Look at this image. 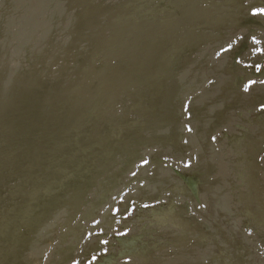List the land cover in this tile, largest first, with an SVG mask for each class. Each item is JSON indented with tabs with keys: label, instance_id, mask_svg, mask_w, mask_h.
Masks as SVG:
<instances>
[{
	"label": "water",
	"instance_id": "water-1",
	"mask_svg": "<svg viewBox=\"0 0 264 264\" xmlns=\"http://www.w3.org/2000/svg\"><path fill=\"white\" fill-rule=\"evenodd\" d=\"M261 9L0 0V264H264Z\"/></svg>",
	"mask_w": 264,
	"mask_h": 264
},
{
	"label": "snow or ice",
	"instance_id": "snow-or-ice-1",
	"mask_svg": "<svg viewBox=\"0 0 264 264\" xmlns=\"http://www.w3.org/2000/svg\"><path fill=\"white\" fill-rule=\"evenodd\" d=\"M256 14H264V9H261L258 13H256ZM257 43H259V41H257ZM257 70H259V69H257ZM262 110H264V108H262Z\"/></svg>",
	"mask_w": 264,
	"mask_h": 264
}]
</instances>
